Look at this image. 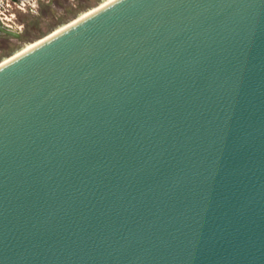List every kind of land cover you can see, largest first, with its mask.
Listing matches in <instances>:
<instances>
[{
    "label": "water",
    "instance_id": "1",
    "mask_svg": "<svg viewBox=\"0 0 264 264\" xmlns=\"http://www.w3.org/2000/svg\"><path fill=\"white\" fill-rule=\"evenodd\" d=\"M0 264H264V0H111L0 64Z\"/></svg>",
    "mask_w": 264,
    "mask_h": 264
},
{
    "label": "rangeland",
    "instance_id": "2",
    "mask_svg": "<svg viewBox=\"0 0 264 264\" xmlns=\"http://www.w3.org/2000/svg\"><path fill=\"white\" fill-rule=\"evenodd\" d=\"M110 0H87L84 4L72 8L54 7L49 4L41 5L36 11H28L24 17L23 34L18 40L0 44V64L13 55L26 49L33 43L50 36L57 30L67 26L75 19L82 17ZM61 2V0H58Z\"/></svg>",
    "mask_w": 264,
    "mask_h": 264
},
{
    "label": "flooded vegetation",
    "instance_id": "3",
    "mask_svg": "<svg viewBox=\"0 0 264 264\" xmlns=\"http://www.w3.org/2000/svg\"><path fill=\"white\" fill-rule=\"evenodd\" d=\"M87 0H0V44L18 40L25 26L28 11H36L43 4L54 7L72 8Z\"/></svg>",
    "mask_w": 264,
    "mask_h": 264
},
{
    "label": "bare ground",
    "instance_id": "4",
    "mask_svg": "<svg viewBox=\"0 0 264 264\" xmlns=\"http://www.w3.org/2000/svg\"><path fill=\"white\" fill-rule=\"evenodd\" d=\"M110 1H111V0H110ZM105 4H106V3H105ZM103 5H104V4H103ZM103 5H102V6H103ZM100 7H101V6H100ZM98 8H99V7H98ZM95 10H96V9H95ZM91 12H92V11H91ZM89 13H90V12H89ZM87 14H88V13H87ZM85 15H86V14H85ZM85 15H82V17L85 16ZM79 18H81V17H79ZM79 18H77V19H75V20H78ZM75 20H74V21H75ZM74 21H72V22H74ZM72 22H71V23H72ZM71 23H70V24H71ZM68 25H69V24H68ZM63 28H64V27H63ZM61 29H62V28H61ZM59 30H60V29H59ZM57 31H58V30H57ZM57 31H56V32H57ZM54 33H55V32H54ZM54 33H52V34H54ZM52 34H51V35H52ZM47 37H48V36H47ZM47 37H45V38H47ZM45 38H43V39H45ZM43 39H41V40H43ZM41 40H39V41L33 43L32 45H30V46L27 47L26 49H28V48H30L31 46L37 44V43L40 42ZM26 49H24V50H26ZM24 50H22L21 52H23ZM21 52H19V53H21ZM19 53H17V54H19ZM17 54L13 55L12 57L16 56ZM12 57H11V58H12ZM9 59H10V58H9ZM9 59H8V60H9Z\"/></svg>",
    "mask_w": 264,
    "mask_h": 264
}]
</instances>
